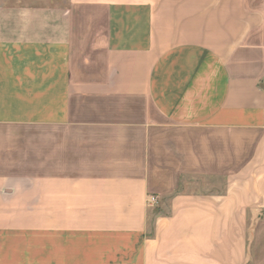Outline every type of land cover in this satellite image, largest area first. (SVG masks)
<instances>
[{"label":"crops","instance_id":"1","mask_svg":"<svg viewBox=\"0 0 264 264\" xmlns=\"http://www.w3.org/2000/svg\"><path fill=\"white\" fill-rule=\"evenodd\" d=\"M248 257L264 0H0V264Z\"/></svg>","mask_w":264,"mask_h":264},{"label":"rangeland","instance_id":"2","mask_svg":"<svg viewBox=\"0 0 264 264\" xmlns=\"http://www.w3.org/2000/svg\"><path fill=\"white\" fill-rule=\"evenodd\" d=\"M216 189V190H221L223 188V182H217L216 185H213V182H195L194 185H192L189 190L191 191H196V190H212V189ZM170 200L168 199L165 203H164V209L162 211V213L164 214H167L170 212ZM249 237V235H248ZM246 264H249V257H248V260H247V263Z\"/></svg>","mask_w":264,"mask_h":264},{"label":"built area","instance_id":"3","mask_svg":"<svg viewBox=\"0 0 264 264\" xmlns=\"http://www.w3.org/2000/svg\"><path fill=\"white\" fill-rule=\"evenodd\" d=\"M158 203V201H157V199L155 198V197H151V198H149V204H151V205H155V204H157Z\"/></svg>","mask_w":264,"mask_h":264}]
</instances>
